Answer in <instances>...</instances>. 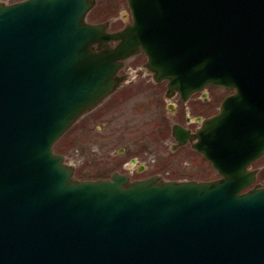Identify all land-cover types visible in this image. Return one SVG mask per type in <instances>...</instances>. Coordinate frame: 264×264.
Masks as SVG:
<instances>
[{"label":"water","instance_id":"water-1","mask_svg":"<svg viewBox=\"0 0 264 264\" xmlns=\"http://www.w3.org/2000/svg\"><path fill=\"white\" fill-rule=\"evenodd\" d=\"M128 3L133 24L105 33L95 0L0 2V264H264V187L245 191L264 156V0ZM141 49L184 96L235 91L194 144L219 180L83 182L55 153Z\"/></svg>","mask_w":264,"mask_h":264},{"label":"flooded vegetation","instance_id":"flooded-vegetation-1","mask_svg":"<svg viewBox=\"0 0 264 264\" xmlns=\"http://www.w3.org/2000/svg\"><path fill=\"white\" fill-rule=\"evenodd\" d=\"M130 18L131 22L124 28L112 29V20L98 24L104 26L105 33H117L133 23L132 15ZM120 42L110 41L101 49L97 44L95 50L114 48ZM148 60L141 49L122 61L115 74L118 82L114 90L70 127V144L83 154L84 162L97 161L99 154L104 159L99 168L95 166V177H84L85 171L70 166L76 180H111L118 174L127 178V184L152 180L155 183L197 181L188 178L186 172L180 173L186 165L184 153L191 150L200 154L194 144L204 121L217 115L222 102L235 91L209 85L184 96L180 90L170 87L169 79L158 80L156 73L148 68ZM131 110L140 115H159L161 128L140 129L138 126L143 124H135L142 118L130 117ZM101 123L103 128L99 126ZM176 126L186 135L179 138L174 130ZM136 140L142 142L140 147L134 145ZM123 142L128 144L122 147ZM173 167L179 171H173Z\"/></svg>","mask_w":264,"mask_h":264},{"label":"rangeland","instance_id":"rangeland-1","mask_svg":"<svg viewBox=\"0 0 264 264\" xmlns=\"http://www.w3.org/2000/svg\"><path fill=\"white\" fill-rule=\"evenodd\" d=\"M24 0H0L1 4L6 5H12L18 2H23ZM128 2L127 0H95V6L91 11L88 13L86 20L89 23L92 24H98V23H104L106 21H111L113 24L111 25L112 29H118V28H124L128 23L131 22V13L130 9L128 8ZM219 110V109H218ZM217 111V110H216ZM130 117L134 116L137 118H142L138 123L135 125L143 124L140 129H154L162 125L159 115H140L139 113H134L132 110L130 114H128ZM156 116V117H155ZM146 117H149L147 119ZM100 128H103L102 123L99 125ZM161 128V127H160ZM144 142V141H143ZM142 142H139L136 140L134 142V145L137 147L141 146ZM128 143L123 142L120 146H125ZM97 146V145H96ZM54 151L57 154H61L62 157H64V162L70 167L73 166L77 170L81 169V171H85L84 177H95L97 171L96 167L99 168L102 164H100V161L103 163V158L99 154V157L97 158V161H91L84 162V157L82 156V153H78L77 150H74V147L70 144V135L69 132H66L62 137L55 143ZM98 147V146H97ZM184 154L189 155V157L186 155L185 161L186 165L183 166V171H181V174H184L186 172V176L188 178H195L198 180H215L218 178L219 174L217 173L216 169L213 168L212 164L208 162L204 157L200 156L197 152H193L191 150H188ZM97 155V154H96ZM88 165L86 170H83L82 168L86 167ZM99 165V166H98ZM96 166V167H95ZM72 167V168H73ZM182 167V166H181ZM249 170L258 171L257 180L254 185L246 189L245 191L249 190L250 188L254 187L256 184L262 185L261 182V175H264V156L256 161L251 167H249ZM173 171L178 172V167H173ZM78 176V177H77ZM75 177V176H74ZM76 177L79 179V174H76ZM83 178V177H81Z\"/></svg>","mask_w":264,"mask_h":264},{"label":"trees","instance_id":"trees-1","mask_svg":"<svg viewBox=\"0 0 264 264\" xmlns=\"http://www.w3.org/2000/svg\"><path fill=\"white\" fill-rule=\"evenodd\" d=\"M261 182H262V185L264 186V175H261Z\"/></svg>","mask_w":264,"mask_h":264}]
</instances>
